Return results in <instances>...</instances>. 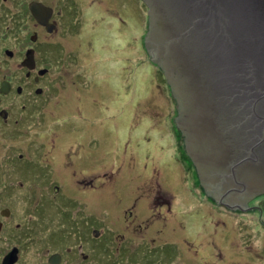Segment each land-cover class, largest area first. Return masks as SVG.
Returning a JSON list of instances; mask_svg holds the SVG:
<instances>
[{"label":"rangeland","instance_id":"374dc122","mask_svg":"<svg viewBox=\"0 0 264 264\" xmlns=\"http://www.w3.org/2000/svg\"><path fill=\"white\" fill-rule=\"evenodd\" d=\"M71 1L78 6L79 24L69 43L80 64L59 109L69 115L53 117L69 121L65 130L76 144L96 139L87 147L101 176L94 207L103 242L109 240L107 228L115 234L127 230L128 249V242L138 245L129 238L143 239L146 245L139 246L148 252L136 254V264H264V212L256 209L264 205V193L249 200L248 208L233 209L199 182L175 123V100L159 85L142 46L148 18L141 1ZM142 219L145 230L133 235ZM111 236L113 259L120 235Z\"/></svg>","mask_w":264,"mask_h":264},{"label":"flooded vegetation","instance_id":"af4514ba","mask_svg":"<svg viewBox=\"0 0 264 264\" xmlns=\"http://www.w3.org/2000/svg\"><path fill=\"white\" fill-rule=\"evenodd\" d=\"M69 3L0 0V264H103L111 234L120 235L115 264H136L132 258L148 252L143 239L129 238L138 245L128 242V249L125 229L107 228L103 242L94 207L101 176L87 147L96 139L76 144L65 130L69 121L53 117L69 115L59 109L77 72L76 52L57 45L70 41ZM136 230H145L144 219Z\"/></svg>","mask_w":264,"mask_h":264},{"label":"water","instance_id":"95a60500","mask_svg":"<svg viewBox=\"0 0 264 264\" xmlns=\"http://www.w3.org/2000/svg\"><path fill=\"white\" fill-rule=\"evenodd\" d=\"M142 1L144 47L199 182L228 207L250 206L264 193V0Z\"/></svg>","mask_w":264,"mask_h":264},{"label":"trees","instance_id":"16d2710c","mask_svg":"<svg viewBox=\"0 0 264 264\" xmlns=\"http://www.w3.org/2000/svg\"><path fill=\"white\" fill-rule=\"evenodd\" d=\"M140 1L142 3L143 11H145L146 18H147V12H146L147 11V6H146V4L142 0H140ZM69 15H70V19L72 21L71 26H70V36H71V29L76 28L77 25L79 24V22H77L78 21V16H77L78 15V6L76 5L75 2H72L71 1L69 3ZM104 32H105V36L106 37L110 36V33L108 31L104 30ZM108 41H109V39H108ZM57 45L62 46V47H66L67 46L66 48H70V46H71L70 43H69V41L68 42L64 41V42H62V45H60V44H57ZM142 46H143L145 52L147 53L146 48L144 47L143 41H142ZM147 56H148V62H149V64L151 66H154L156 68V74H157V76H158V78L160 80V84L159 85H164V87L167 88V91L169 92V94L171 96L170 88H169V85H168V83L166 81V78H165V76L163 74V71L161 70V68L157 64H155L154 62H152L150 60L148 54H147ZM71 63H72V66L77 67V65L80 64L79 58L78 57H75L74 59L71 60ZM128 68H129V71L127 72V75L126 76H128L129 73H130V67H128ZM129 79H132V78H129ZM132 81H133V79H132ZM73 83L75 84L76 83V80H74ZM171 98H172V96H171ZM109 250H110L109 247H105L104 246L103 249H102V255H103L104 258L107 259L108 262H113V259H112L111 255L109 254V252H110ZM104 261L106 262V264H109L105 259H104Z\"/></svg>","mask_w":264,"mask_h":264}]
</instances>
